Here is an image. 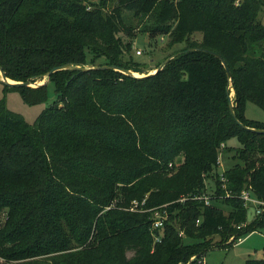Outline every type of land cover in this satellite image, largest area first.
<instances>
[{"label":"trees","instance_id":"16d2710c","mask_svg":"<svg viewBox=\"0 0 264 264\" xmlns=\"http://www.w3.org/2000/svg\"><path fill=\"white\" fill-rule=\"evenodd\" d=\"M126 9L156 12L177 40L198 32L182 50L197 49L143 76L55 70L56 99L33 123L0 99V264H195L264 228L239 197L250 185L264 199V133L237 124L227 97L231 86L238 120L264 128L244 115L247 101L264 110V0H0V66L13 80L67 62L141 72L120 36L134 34ZM46 84L7 86L36 103Z\"/></svg>","mask_w":264,"mask_h":264},{"label":"rangeland","instance_id":"374dc122","mask_svg":"<svg viewBox=\"0 0 264 264\" xmlns=\"http://www.w3.org/2000/svg\"><path fill=\"white\" fill-rule=\"evenodd\" d=\"M98 1L96 0V2ZM123 15L132 33H134L130 38L120 33L124 41H131V48L127 56L142 67L141 72L132 70L137 73L136 76L148 74L167 56L182 50L189 40H197L200 36L198 32H194L186 39L177 40L175 34L171 31V25L158 23L156 12L154 11L135 14L132 9H126L123 10ZM260 16L262 22H264V18H262L264 16L263 12L260 13ZM154 28H160V30ZM148 29L153 32L151 36H148ZM136 50H141V53H135ZM34 79L36 82L42 81L40 77ZM45 89L46 96L43 100L36 103H26L17 88L7 86L0 81V99H3L8 109L20 114L25 121L33 123L39 113L56 99L53 81H48ZM229 91L231 98H233L234 91L231 86H229ZM244 115L249 119L264 121V110L251 101L245 103ZM238 145L239 142L235 136L226 142L227 147L231 146L234 148V146ZM231 153L232 150L226 154L229 155ZM224 155V152L219 153V163L217 166L219 175L223 171L225 162L229 163L231 161L229 159L224 160ZM181 158L182 156L178 155L175 158V162L177 163ZM211 180V177L206 178L207 186L209 187L212 185ZM208 192L211 191L208 190ZM157 212V216L165 214V212L159 209ZM154 215L155 211L153 212ZM253 216V211L249 208L247 210V220H251ZM127 254L130 255L131 251H128ZM247 257H264V228L242 235L241 239L235 241L233 244L223 242L219 245H213L204 255V264H243L244 259Z\"/></svg>","mask_w":264,"mask_h":264},{"label":"water","instance_id":"95a60500","mask_svg":"<svg viewBox=\"0 0 264 264\" xmlns=\"http://www.w3.org/2000/svg\"><path fill=\"white\" fill-rule=\"evenodd\" d=\"M193 49H197L195 47H189L183 50H179L173 54H170L169 56H167L157 67H155L151 72H149L148 74H152L155 73L156 71H158L171 57H173L174 55H177L178 53L182 52V51H188V50H193ZM211 53H213L215 56L219 57L220 56L215 53L214 51L209 50ZM222 63L224 64L225 68H226V74H227V78L228 81H231V76H230V72L228 71L225 63L222 61ZM89 68H113V69H117L120 70L126 74L129 75H135L134 72L131 69L128 68H124V67H120L114 64H102V65H74L71 63H63V64H59L56 66L51 67L49 70H47L46 72H44L40 78H42L41 82H36L35 80H31V78H27L25 80H13L10 79L9 77H7L5 75L4 70L1 68L0 66V81L5 84V85H12V86H17V85H29V86H37V85H42L47 83L50 74L55 71V70H59V69H79V70H85V69H89ZM145 75V74H144ZM143 76V75H142ZM228 88V86H227ZM227 97H228V107H229V111L230 114L232 116V118L234 119V121L239 124L241 127L246 128L248 130H252V131H256V132H263L264 133V128H255V127H250L248 125L243 124L241 121L238 120V118L236 117L234 110H233V103H232V98L230 96V92L227 91Z\"/></svg>","mask_w":264,"mask_h":264},{"label":"built area","instance_id":"2783aa9c","mask_svg":"<svg viewBox=\"0 0 264 264\" xmlns=\"http://www.w3.org/2000/svg\"><path fill=\"white\" fill-rule=\"evenodd\" d=\"M140 51L141 50H136V53L140 54L141 53ZM218 163H219V159H218ZM221 178L223 179L222 176H221ZM239 197L242 200L243 205L245 207H247V210L249 208L252 209L254 216H257V215L264 213V199L253 195L252 194V188L250 185L241 189V191L239 193ZM203 199H204L205 203L209 202V197L207 195H203ZM157 213H158L157 210H155V215H154V219L152 222V227H154V228L160 227L162 225V222H163L164 215L157 216ZM232 237L233 236H231L229 238V240H231ZM240 239H241V236L238 237L236 239V241H239ZM158 240H159V236L155 235L154 241H158ZM194 256L195 255H192L191 259H193ZM195 264H204V257L196 258Z\"/></svg>","mask_w":264,"mask_h":264},{"label":"bare ground","instance_id":"6f19581e","mask_svg":"<svg viewBox=\"0 0 264 264\" xmlns=\"http://www.w3.org/2000/svg\"><path fill=\"white\" fill-rule=\"evenodd\" d=\"M134 74H137L136 72H134Z\"/></svg>","mask_w":264,"mask_h":264}]
</instances>
